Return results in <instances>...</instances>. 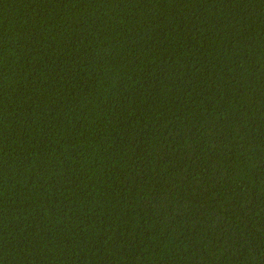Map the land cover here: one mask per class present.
I'll use <instances>...</instances> for the list:
<instances>
[{
	"label": "trees",
	"instance_id": "16d2710c",
	"mask_svg": "<svg viewBox=\"0 0 264 264\" xmlns=\"http://www.w3.org/2000/svg\"><path fill=\"white\" fill-rule=\"evenodd\" d=\"M0 264H264V0H0Z\"/></svg>",
	"mask_w": 264,
	"mask_h": 264
}]
</instances>
